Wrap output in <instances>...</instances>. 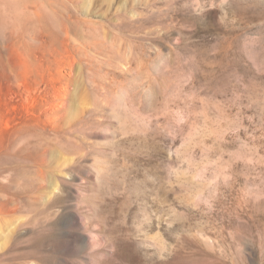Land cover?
<instances>
[{"label": "rangeland", "instance_id": "rangeland-1", "mask_svg": "<svg viewBox=\"0 0 264 264\" xmlns=\"http://www.w3.org/2000/svg\"><path fill=\"white\" fill-rule=\"evenodd\" d=\"M0 264H264V0H0Z\"/></svg>", "mask_w": 264, "mask_h": 264}]
</instances>
